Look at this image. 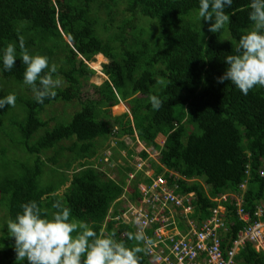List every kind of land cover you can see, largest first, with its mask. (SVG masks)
<instances>
[{
  "label": "trees",
  "instance_id": "16d2710c",
  "mask_svg": "<svg viewBox=\"0 0 264 264\" xmlns=\"http://www.w3.org/2000/svg\"><path fill=\"white\" fill-rule=\"evenodd\" d=\"M119 4H123L121 12ZM198 7L199 0H0V49L15 43L19 52L22 37L30 53L48 57L49 66L57 68L54 78L61 81L56 96L41 104L23 82L25 65L20 58L11 71H0V83H17L25 92L9 90L16 96L17 110L11 105L0 109V162L7 173L0 178V207L5 205L9 220L23 203L36 201L42 214L50 215L59 202L71 209V220L86 222L101 233L109 210L116 214L114 201L123 192V182L94 166L90 158L99 152L94 139L122 135H136L145 143L147 147L139 151L143 158L149 150L158 154L157 174L165 167V176L169 171L179 175L177 193L194 192L197 221L216 205L202 182L209 186L210 196H242L243 209L253 213L264 199V178L258 174L264 158V87L256 86L244 95L231 82H217L226 68L224 57L233 54L238 38L251 25L249 0H234L225 9L230 22L218 33L209 31L210 21H198ZM118 14L129 17L115 22ZM142 17L155 20L157 32L146 31ZM95 54L107 58L102 65L107 78L95 86L99 99L82 101L81 83L94 73L84 60ZM1 91L0 98L8 95ZM151 95L163 101L159 110L152 109ZM78 100L80 107L69 121L52 117L49 124L45 106ZM121 100L127 102L130 117L110 115L117 122L115 129L110 119L99 117L98 109ZM158 134L164 136L162 145L155 141ZM117 143L123 147L119 139ZM11 144L24 155L15 154ZM49 149L51 154L46 153ZM6 163L14 168L6 170ZM45 173L52 178L45 181ZM139 177L132 180L135 201L141 199ZM66 182L59 196L56 191ZM150 182L146 177L145 183ZM222 204L228 228L222 236L224 247L244 224L232 200ZM103 234L130 248L137 246L129 239L134 234L129 224L110 221ZM13 245L5 224L0 230V264H28L16 258ZM235 260L236 264H264V252L246 243ZM146 263L143 251L138 264Z\"/></svg>",
  "mask_w": 264,
  "mask_h": 264
},
{
  "label": "clouds",
  "instance_id": "9594fccd",
  "mask_svg": "<svg viewBox=\"0 0 264 264\" xmlns=\"http://www.w3.org/2000/svg\"><path fill=\"white\" fill-rule=\"evenodd\" d=\"M233 3L234 0H199V7L195 13L196 18L199 22L201 19L210 21L209 31L218 33L230 22V17L226 14L225 9L231 8ZM248 19L251 21V25L238 38L236 45L232 48L233 54L224 57L226 68L223 74L217 78V82L221 84L225 81L231 82L244 95H247L256 86L264 87V0H249ZM17 58H20L25 65L23 82L30 87L34 99L42 104L45 98L55 97V89L60 86L61 81L54 78L53 74L57 72V68L54 65L49 66L48 57L30 53L21 37L19 39V52L15 43H9L0 49V65H2L0 71H11ZM84 61L87 62V60ZM149 99L153 110L161 108L163 101L159 96L151 95ZM15 103V94H8L0 98V109L6 105L14 106ZM158 135L155 141L159 144ZM148 152L149 155L146 158L138 153L141 157L139 160L144 161L148 168L136 169L137 160L132 171L127 172L128 179L129 174L132 173L134 176L131 180L136 175H139L140 179L145 174L144 169L152 170L157 174L156 167L150 166V159H155L157 163L158 154L150 150ZM153 153L156 155L155 158H153ZM165 171L166 168L163 167V172L158 174L164 175ZM244 188L245 186L241 187L242 190ZM58 194L61 196L60 193ZM220 194L230 195L228 199L232 201L233 197L231 198V196H238L242 199L243 204V198L240 195L234 193ZM220 194L208 195V198L213 200ZM214 202L216 205H220L217 201ZM136 203L134 205H137ZM20 207L21 211L6 224L8 235L14 240L13 247L16 258L20 261L27 260L28 264H138V254L144 251L147 255L146 264H153L152 258L145 248L139 246L153 243L150 238L146 237L143 230L129 235V239L137 242V246L131 248L125 243L117 242L111 236L103 234L108 222L115 221L116 225L124 223L118 221L123 215L122 213L131 206L123 212L119 211L118 214L116 212L115 215H111L113 218L111 220L109 215L111 210H109L102 222L101 233L99 234L88 223L71 220V209L62 207L59 202L53 204L52 207L56 211L50 215L42 214L36 201L23 203ZM224 213L221 215L226 219ZM129 226L133 230L132 225L129 224ZM247 243L255 248L253 243ZM243 246L238 249L237 253ZM235 255L233 264H236Z\"/></svg>",
  "mask_w": 264,
  "mask_h": 264
},
{
  "label": "built area",
  "instance_id": "2783aa9c",
  "mask_svg": "<svg viewBox=\"0 0 264 264\" xmlns=\"http://www.w3.org/2000/svg\"><path fill=\"white\" fill-rule=\"evenodd\" d=\"M144 167L148 168V165L138 160L136 169ZM145 172L151 182L138 185L141 199L122 214L131 218L134 233L143 230L146 237L153 241L151 245L144 246L153 264H233L234 255L247 242L264 251V199L250 214L243 209L240 197L231 196L236 214L244 225L235 238L223 247L222 236L228 228L221 215L225 212L222 202L227 201L230 195L220 194L213 198L220 205L209 210L207 219L197 221V215L190 216L194 211L192 202L195 194L191 191L176 192V180L179 178L176 172L171 171L166 176H152L154 171L148 169H144ZM258 174L264 178V158ZM170 179L172 183H169ZM240 186L244 187L245 183ZM179 220L183 222L182 229L176 227ZM150 229L151 233L148 232Z\"/></svg>",
  "mask_w": 264,
  "mask_h": 264
},
{
  "label": "rangeland",
  "instance_id": "374dc122",
  "mask_svg": "<svg viewBox=\"0 0 264 264\" xmlns=\"http://www.w3.org/2000/svg\"><path fill=\"white\" fill-rule=\"evenodd\" d=\"M122 8H123V4H119L117 7V10L121 12ZM99 15L104 17V15L101 12L99 13ZM122 15L123 16L118 14L117 16H115V18H113L114 21L115 22L120 21L119 23H122L121 21L124 19V16L129 17L125 14H122ZM141 19H142L141 22L146 26L145 27L146 31H149V32L152 31V33L157 32V26L155 27L156 25L155 20L150 19L149 17H142ZM109 34H111L110 31L106 33V35H109ZM65 39H66V36H65ZM107 61H108L107 58H105L102 54H95L92 57V59L86 62L88 64V67L91 68L94 71V73L92 76H89L87 79H85L81 83L80 99L82 101L86 98L99 99L100 94L95 86H98L107 78L106 75L102 72V65L106 63ZM0 88L3 94H7L9 90L10 92L11 91L16 92V93L23 92L25 94L24 90H20L21 87L17 83L1 82ZM28 92L26 94H28ZM16 104H17V101L15 105ZM15 105L12 106V108L14 110H17V107ZM79 107H80L79 100L72 101V102L60 101L58 103L49 104L45 106L44 113L47 114L46 117L49 119V124H52V120H50V118L52 117H63V119L67 122L70 120L73 112ZM98 110H99L98 111L99 117H105L107 119H110L115 128H117L118 125H117V122L111 116H119V115L127 113L128 116L130 117V108L127 105V102L122 101V100L111 106H101ZM11 111L12 110L8 111L9 114L11 113ZM107 112L110 114H107ZM133 137L128 136V135L126 136L122 135L118 138L110 137L107 140L103 139L102 137H96L94 139V148L95 149L98 148V151H99L95 157L91 158V160L94 161V166H97L98 169L102 171L105 176L110 177L113 180L123 182V192L116 198V200L114 201L115 205L113 206L117 214L119 211L123 212L126 209H128L130 206H133L136 203L135 199L132 196L133 181L131 180V178H133L134 174H129V179H128V176H127L128 171H126L125 168L130 166L131 167L130 170H132L135 167L136 161L141 158L140 155L138 154L139 151L147 146L145 145L144 142L139 141L138 136L135 135ZM117 139H119V141H122L123 147H120V145L117 143ZM163 140H164V137L161 134H159L157 141L159 142L160 145H162ZM69 143L70 142L68 141L63 142L64 145H67ZM2 144L3 142L1 141L0 145ZM11 150L17 155H24L23 150L19 149L18 147L13 146L12 144H11ZM46 153L51 154V150L50 149L47 150ZM8 154L10 155V152ZM152 155H153V158L156 157L154 153ZM97 156L98 158H96ZM0 159H2L1 155H0ZM150 163H151V165L149 164L150 166L156 167L155 159H152ZM13 168L14 167H11L8 163H6V170H11ZM73 168L68 170V177L73 172ZM6 174L7 173H5L4 168L0 162V178ZM56 174H61V171L56 169ZM124 174L127 177L125 180H122ZM154 175L155 173L153 172L152 176ZM51 178H52V174L45 173V181H48ZM145 178H146V172L140 178L141 183H145ZM67 185H68V182H66L56 192L62 193ZM111 212L112 210L109 213L110 220L113 219L111 218ZM126 217H127V220H125ZM8 220H9V217L6 214L5 205L1 206L0 207V230L2 226H5V224H7ZM75 221L82 222L81 220H75ZM122 221L124 223H129V224L132 223L131 218L128 217L127 215H122L118 222L121 223ZM116 241L120 242V239ZM142 245L143 247L145 246V244H142Z\"/></svg>",
  "mask_w": 264,
  "mask_h": 264
},
{
  "label": "crops",
  "instance_id": "0c3cea01",
  "mask_svg": "<svg viewBox=\"0 0 264 264\" xmlns=\"http://www.w3.org/2000/svg\"><path fill=\"white\" fill-rule=\"evenodd\" d=\"M201 185L203 186V188H204L205 192L207 193V195H209V194H208L209 186L206 185V184H204V183H202ZM191 192H193V191H191ZM193 201H194V200H193ZM222 209H223V211H224V208H222ZM194 212H195V213H194ZM235 212H236V207H235ZM197 214H198V212L195 211V208H194V211H193L192 214H190V216L194 217V215H197ZM182 223H183V222H182L181 220H179V221H178V225L176 224V227H177L178 229H182V228H183V224H182ZM262 251H263V249H262ZM263 252H264V251H263Z\"/></svg>",
  "mask_w": 264,
  "mask_h": 264
}]
</instances>
